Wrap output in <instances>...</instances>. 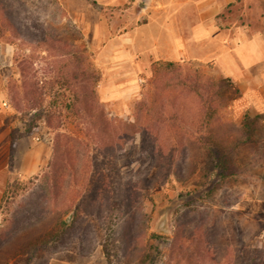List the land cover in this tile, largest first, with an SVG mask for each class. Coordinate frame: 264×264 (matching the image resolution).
Listing matches in <instances>:
<instances>
[{"label": "rangeland", "instance_id": "obj_1", "mask_svg": "<svg viewBox=\"0 0 264 264\" xmlns=\"http://www.w3.org/2000/svg\"><path fill=\"white\" fill-rule=\"evenodd\" d=\"M158 1L110 0V4H103L101 0H29L27 7L39 17L42 15L40 23H45L54 31L57 40L51 53L41 56L35 54L36 59L31 74L28 73L31 75L28 80L38 81L42 86L54 77H59L63 59L74 63L70 57L79 51L83 57V69L97 77L94 81L83 82L81 86L91 90L94 88L95 98L92 100L108 114L109 118L134 122L137 104L153 97V100H161L160 104L165 101L166 104L177 102L183 110H176L185 113L186 121L191 122L197 117L195 100L187 99L176 85L167 83L162 75L164 72L160 69L161 66L157 65L165 61L147 59L146 65H142L132 46H123L120 38L125 32L132 31L137 22L144 23L148 20ZM248 17L253 20L257 17L255 6L251 7ZM2 23L3 16L0 12V30ZM5 31L7 36L10 35L7 29ZM9 37L8 42H0V83L5 87L4 106L7 116L6 135L3 142H0V170L6 167L11 172L6 174L5 171H0V178L6 174L8 182L15 180L34 182L30 185L27 196L20 198L12 207V211L19 214L23 210L21 206L26 210L27 207L32 210L42 209L46 207L44 199L54 198L49 183L52 181L50 165L54 160L57 131L44 127L34 136L24 134V123L28 117L25 111L14 108L8 84L15 81L17 82L15 85L20 86L18 80L22 78L19 74V64L29 50L26 47L27 42L16 36ZM62 51L69 54L63 56ZM15 57H18L16 63ZM174 63L183 75L197 73L212 80L223 78L213 70V67L198 61ZM24 65L29 67V63ZM72 65L75 66L76 63ZM72 68L68 67L69 71ZM169 77L173 76L169 74ZM159 87L165 89L164 92L159 90ZM229 95L231 101L228 106L220 107L218 127L215 130L226 134L234 132L226 137V142L230 143L227 149L229 151L233 149L231 155L235 159L238 173L230 182H218L216 176L212 177V164L207 162L206 153L191 145L187 147L190 148L188 158L179 163L181 166L177 169L175 160L181 161L182 148L175 143L176 133L169 130L163 131V142L154 153L152 150H143L138 134L126 146H123V140H119L120 143L116 142V155L111 166L115 167L108 179L116 192L112 193L111 188L109 194L102 189V194L107 199L106 205L109 206L111 199L118 198L117 191L124 193L123 189L127 186H134L132 196L136 199V208L127 211L121 222L127 217H134L133 225L136 229L134 240L138 239V243L135 244L134 240L128 243L120 237V233L114 234L111 243H115L112 253L115 261L125 258L124 254L131 251L130 246H136L140 251L148 249L149 245L154 244L151 242L154 234L167 236V239L172 241L177 231L176 225L185 224L182 227L187 245H191L192 239L197 236L205 246H208L207 243L211 246L217 245V251L213 254L200 259L194 258L198 264H202L205 259L208 261L206 264H209L212 258H216L221 264H264V105L251 104L244 97L245 91L239 89L235 83ZM165 97H168V100ZM166 108L164 114L174 113L173 108ZM247 114L254 120L252 127L259 130L251 137H249L251 131L247 133V130H243ZM67 115L70 122L68 128L62 127L64 133L81 136L90 143V157L99 156V159H102L103 155L97 152L99 139L95 137L96 132H89L86 137L84 131L81 134L74 116ZM231 125L241 130L225 132V128ZM169 139V142L165 141ZM18 150H22L21 155H18ZM107 170L109 172L111 169H106V172ZM88 183L89 186L83 187L80 180L78 186L69 189V202L62 201L61 206L52 202L48 209H62L70 204L75 198L73 191L79 193L76 203H82L93 180ZM204 184H207V189L214 184L218 186L214 201L211 202L210 195L205 193L207 189L203 187ZM64 189L61 184L58 190L63 193ZM43 193L46 194V198L40 196ZM63 195L61 194L59 198ZM76 207L74 205L72 210L63 216V220L72 221ZM2 219L0 210V231ZM163 222L167 230L165 232L160 227ZM82 225L85 226L87 223L83 221ZM94 234L96 235L95 232ZM95 235L91 233L88 235L83 252L70 250L52 251L50 254L48 251H42L40 254L35 252L39 255L38 258L32 257V253H29L12 258L5 264H109L99 241L94 240ZM166 250L164 247L165 252ZM156 259L157 264L166 262L164 254Z\"/></svg>", "mask_w": 264, "mask_h": 264}, {"label": "trees", "instance_id": "obj_2", "mask_svg": "<svg viewBox=\"0 0 264 264\" xmlns=\"http://www.w3.org/2000/svg\"><path fill=\"white\" fill-rule=\"evenodd\" d=\"M28 1L0 0V12L3 16L0 42H8L9 36H16L23 42H27L26 47L29 53L24 55L22 63L19 64V74L22 78L18 80L20 86L15 85L17 82L10 81L9 91L14 108L25 111L28 117L24 123L25 135L39 134L44 127L57 131L54 160L50 165L52 181L49 183L54 198L44 199L47 208L32 210L27 207L26 210L24 206H21L20 208L23 210L18 214L12 211V207L15 202H19L20 198L27 196L29 187L34 182L15 180L7 184L0 203L3 218L0 231V264H5L12 258L29 253H32V257L38 258L39 255H36L35 252H39V254L42 251H48L50 254L52 251L61 250L83 252L85 240L90 233L95 235L94 232L97 235L94 240L99 241L109 264H157L156 258L159 255L161 257V254H164L166 258L164 264H198L195 259L216 252L217 245L211 246L210 243H207L208 246H205L201 244L203 241L198 236L192 239L191 245H187L184 241L183 227L185 224H177V231L172 241H169L167 236L154 234L151 238V242L154 244L149 245L148 249L140 251L136 249V246H130L131 251L126 249L128 252L124 254L125 258L115 261L112 255L115 243H111V237L120 233V237L127 240L128 243L134 240L136 237L134 235V231H136L133 225L134 217H127L122 222L121 219L124 218L122 216L127 211L136 208L137 202L132 196L134 186H127L123 189L124 193L117 191L118 198L111 199L109 206L106 205L107 199L104 198L102 189L109 194L111 191L112 193L116 192V189L112 188L108 182L109 175L112 174L111 171L115 167L111 166L114 164L116 155V142L123 140L122 144L126 146L138 134L143 150H152L154 153L158 145L163 142V131L165 130L176 133L175 143L182 148L181 161L175 160L177 169L178 166H181L179 163L188 158L187 154H189L190 148L187 147L191 145L206 153L207 162L212 164L211 175L212 177L216 176L219 179L218 182H230L234 177H237L235 159L231 155L233 149L231 148V151L227 149L230 143L226 142V137L234 133L232 130L239 132L241 129L231 125L225 128V132L232 131L229 134L218 133L215 130L218 127L220 107L228 106L231 101L229 91L234 85L233 80L225 77L212 80L200 74L197 75V73L183 75L174 62L157 63L161 66L160 69L164 72L162 75L168 81L167 83L176 85L187 96V99L195 100L197 117L188 123L185 113L178 112L183 109L177 102L166 104L165 101L160 104L161 100H153L151 97V100L144 99L137 104V115L134 122L109 118L108 114H105L92 100L95 98L94 88L91 90L81 86L83 82L94 81L97 77L83 69V57L79 51L72 55L73 58L70 57L77 66H73L74 63L68 62V59H63L62 68L58 73L59 77H54L42 86L38 81L28 80L36 59L35 54L41 56V54L51 53L54 48L53 44H56L57 40L54 31L49 29L45 23H40L42 15L39 17L27 7ZM5 29L10 35H6ZM62 53L63 56L69 54L67 51H62ZM17 60L18 57H15V63L18 62ZM25 63H29V67L25 66ZM70 66L73 67L71 71L68 69ZM169 74L173 77H169ZM20 89H22L21 92ZM159 90L164 92L165 89L159 87ZM236 91L239 92L238 89ZM160 97L162 99L161 94ZM165 98L168 100V97ZM158 99H160L159 96ZM166 107L173 108L174 113L164 114L163 112L167 111ZM155 113L157 114L155 115ZM67 114L74 116L81 134L84 131V135L87 137L89 132H96L95 137L99 139H97V152L103 155L102 159H99V156L90 157V143L83 140L81 136L76 137L64 133L62 127L68 128L70 122ZM253 123L254 120L248 114L245 115L243 130H247V133L251 131L249 137L259 131L252 127ZM165 141L169 142L170 139ZM160 147L163 148V146ZM108 168L111 170L106 172ZM78 175L81 178H78ZM80 180L83 182V187L89 186L88 181L93 180L82 203H76L79 193L73 191L75 198L70 204L63 205L62 209H48L52 202L59 205L62 204V201L69 202V189L78 186ZM61 184L65 187L63 193L58 190ZM206 186L207 184L203 185L204 188ZM217 189L218 186L214 184L205 191L210 195L211 202L215 200ZM202 191L204 190L202 189ZM61 194H64L63 200L61 197V199L59 198ZM180 195L184 196L183 193ZM40 196L46 198L45 193ZM74 205L77 207L73 220L70 222L63 220V216L67 215ZM83 221L87 225L83 226ZM133 242L137 244L138 239ZM145 247L148 246L145 245ZM164 247L165 250L167 249L166 252ZM207 262L205 259L202 264ZM209 264L221 263H218L216 258H212Z\"/></svg>", "mask_w": 264, "mask_h": 264}, {"label": "crops", "instance_id": "obj_3", "mask_svg": "<svg viewBox=\"0 0 264 264\" xmlns=\"http://www.w3.org/2000/svg\"><path fill=\"white\" fill-rule=\"evenodd\" d=\"M252 6L255 20L248 17ZM130 31L120 38L142 65L147 59L198 61L232 79L251 104L264 105V0H159L148 20ZM4 88L0 83V142L6 135ZM0 171L11 172L6 167ZM6 174L0 178V203L9 183Z\"/></svg>", "mask_w": 264, "mask_h": 264}, {"label": "water", "instance_id": "obj_4", "mask_svg": "<svg viewBox=\"0 0 264 264\" xmlns=\"http://www.w3.org/2000/svg\"><path fill=\"white\" fill-rule=\"evenodd\" d=\"M160 227H161L162 231H164V232L167 231V230L164 228V222L161 224Z\"/></svg>", "mask_w": 264, "mask_h": 264}]
</instances>
